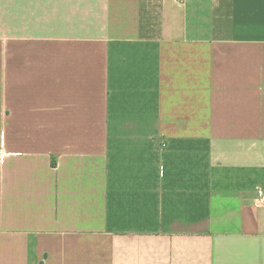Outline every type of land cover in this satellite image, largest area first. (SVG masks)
Listing matches in <instances>:
<instances>
[{"label":"crops","instance_id":"0c3cea01","mask_svg":"<svg viewBox=\"0 0 264 264\" xmlns=\"http://www.w3.org/2000/svg\"><path fill=\"white\" fill-rule=\"evenodd\" d=\"M264 0H0V264H264Z\"/></svg>","mask_w":264,"mask_h":264},{"label":"built area","instance_id":"2783aa9c","mask_svg":"<svg viewBox=\"0 0 264 264\" xmlns=\"http://www.w3.org/2000/svg\"><path fill=\"white\" fill-rule=\"evenodd\" d=\"M254 202L256 206L264 205V190L262 188H258L256 190V197Z\"/></svg>","mask_w":264,"mask_h":264}]
</instances>
